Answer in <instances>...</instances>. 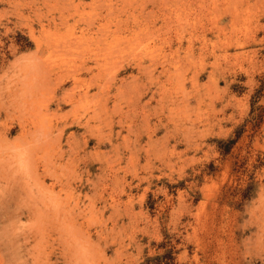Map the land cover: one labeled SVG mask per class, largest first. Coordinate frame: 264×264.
Instances as JSON below:
<instances>
[{"label": "rangeland", "instance_id": "rangeland-1", "mask_svg": "<svg viewBox=\"0 0 264 264\" xmlns=\"http://www.w3.org/2000/svg\"><path fill=\"white\" fill-rule=\"evenodd\" d=\"M0 264H264V0H0Z\"/></svg>", "mask_w": 264, "mask_h": 264}, {"label": "trees", "instance_id": "trees-1", "mask_svg": "<svg viewBox=\"0 0 264 264\" xmlns=\"http://www.w3.org/2000/svg\"><path fill=\"white\" fill-rule=\"evenodd\" d=\"M163 258H165V257H163Z\"/></svg>", "mask_w": 264, "mask_h": 264}]
</instances>
